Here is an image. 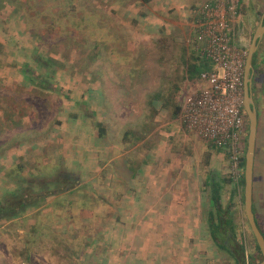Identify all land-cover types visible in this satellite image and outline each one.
Returning <instances> with one entry per match:
<instances>
[{
    "label": "rangeland",
    "instance_id": "1",
    "mask_svg": "<svg viewBox=\"0 0 264 264\" xmlns=\"http://www.w3.org/2000/svg\"><path fill=\"white\" fill-rule=\"evenodd\" d=\"M33 1L0 0V19L20 5L36 49L23 48L22 58L0 59L2 68L13 64L22 70V78L16 82L6 79V72L0 69V157L4 160L0 163L4 166L0 167V197H4L0 202L10 197L30 201L20 215L0 219V264H132L145 259L144 224L139 225V218L116 217L122 212L116 210L114 193L105 196L99 191L102 186L88 184L99 183L98 177L84 182L83 170L93 171L103 163L95 160L96 146L88 144L91 151L84 153L81 132L87 131L91 137L94 132L101 134L104 130L98 120L104 118L107 128L113 122L121 132L134 123L139 135L166 122L174 124L165 131L181 129L183 91L195 87L193 83L199 88L209 86L201 79V71L189 70L190 59L198 52L191 34L195 9L189 11L190 18L182 13L180 25L153 27L149 21L156 12L162 14L153 8L162 2L131 0L135 7L133 11L129 8L128 20L132 19L133 26L128 27L118 25L125 18L103 4L100 7L99 0H36L42 2L38 10ZM241 12L249 52L264 16V0H242ZM258 52L260 64L254 72L252 93L260 102L264 100V37ZM93 96L98 98L93 100ZM144 148L129 154L124 163L133 164ZM102 159L106 161L104 156ZM263 160L264 109L256 145L254 192L262 217ZM228 166V179H233L230 162ZM100 178L104 180L106 175ZM238 183L233 179L230 185ZM110 188L113 186L106 189ZM238 198L239 194L234 198L239 204ZM240 206L244 215L240 237L250 253L254 250L251 228L245 207ZM207 252L216 264L232 263L226 251L211 248Z\"/></svg>",
    "mask_w": 264,
    "mask_h": 264
},
{
    "label": "crops",
    "instance_id": "2",
    "mask_svg": "<svg viewBox=\"0 0 264 264\" xmlns=\"http://www.w3.org/2000/svg\"><path fill=\"white\" fill-rule=\"evenodd\" d=\"M45 1L48 0L42 2ZM149 1H152L151 4L154 3L153 0ZM159 1L163 5L155 4L153 11L160 10L162 14L156 12L155 17L149 21L153 27L170 23L182 24V13L191 15L189 11L192 12L206 0ZM42 2L33 1L36 10L42 8L40 6ZM99 4L100 7L103 4L104 8L117 11L118 15L125 18L118 25L133 26L132 19L128 20L129 8L133 11L135 7L131 0H99ZM18 8L15 7L11 12L4 10L9 15L0 19V49L4 50L0 52V59L22 58L23 48L36 51L32 43V31L25 22L26 18L24 19L26 14L20 12V5ZM168 10L171 12L168 13ZM20 68L21 66L13 64L0 67L6 72V76L4 74L6 79L16 82L22 78ZM89 93L92 95V92ZM97 98L93 96V100ZM102 113L105 117L106 114ZM98 123L104 131L101 134L94 132L93 137L87 136V131L81 132L83 139L81 146L83 151L88 150L84 153L91 151L89 146L87 147L88 144L90 147L96 146L98 155L95 160L99 161L98 163L102 162L103 166L93 171L83 170L82 176L84 182H90L92 178L98 177L99 183L91 181L88 184L102 186L99 191L105 196L107 193H114V200L118 202L116 210L122 212L116 214V217H120V214L127 215L135 217L137 221L140 219V224L138 223L140 226L144 224L147 258L136 259L132 264H216L214 258L207 252L211 248H217L210 236L208 219L210 211L214 209L212 195L217 188H220L222 204L227 205L230 201L229 192L233 186L228 181V163L231 164V161L227 151L211 142L199 139L195 134L193 136V133L180 123L181 129L176 131H165L174 124L166 122L146 135H139L134 123L122 132L116 129L113 122L110 123L111 127L107 128V118L98 120ZM80 128L82 129V126ZM259 131L258 124L257 139ZM139 138L143 140L139 141ZM143 146L144 153L139 151L133 164L124 163L129 154L142 150ZM103 156L106 161L102 159ZM1 160L3 157H0L2 164L4 160L2 162ZM256 163L255 156V166ZM40 164L41 162H38V165ZM111 164L113 168L109 169ZM0 167L4 166L0 165ZM101 175H106V178L101 179ZM111 185L113 189H106ZM254 192L255 185L253 201ZM3 198L1 196L0 201ZM111 210L115 209L111 208ZM141 218H145L146 221L142 223ZM139 225L137 230L140 229Z\"/></svg>",
    "mask_w": 264,
    "mask_h": 264
},
{
    "label": "built area",
    "instance_id": "3",
    "mask_svg": "<svg viewBox=\"0 0 264 264\" xmlns=\"http://www.w3.org/2000/svg\"><path fill=\"white\" fill-rule=\"evenodd\" d=\"M242 0H206L191 17L197 53L215 66L201 72L208 88L190 87L180 98L182 126L227 151L233 179L242 178V144L248 132L244 75L248 49L243 40Z\"/></svg>",
    "mask_w": 264,
    "mask_h": 264
},
{
    "label": "trees",
    "instance_id": "4",
    "mask_svg": "<svg viewBox=\"0 0 264 264\" xmlns=\"http://www.w3.org/2000/svg\"><path fill=\"white\" fill-rule=\"evenodd\" d=\"M143 1L146 2L148 0H143ZM194 53L195 55H193L190 59L191 63L189 70L195 72L211 70V67L209 66L208 62L197 52ZM259 55H260L259 52L255 53L254 55V60H253L254 72L255 71L258 72L257 69L260 64L258 61L260 58ZM201 58H203L204 61H202ZM261 74H264V71ZM178 110H179V106L176 112H178ZM246 118L249 125V119L247 115ZM248 135H249V126H248V132L246 133V136L242 144V158H241V168L243 171L242 178L240 179L238 185L232 188L230 194V201L227 203V205L222 204L221 202L222 196L220 193V188H217V190L212 195L214 209L210 211V215L208 219L210 236L212 238V241L217 246V249L219 251L227 252V254L232 259L231 264H258V260L261 257V252L256 243V239L253 232L249 231L250 239L254 245V250L251 251L250 253L248 252L249 246L247 247V245L243 242L242 237H240L241 223L244 216L241 212L240 204L244 208V185H245L244 170H245V152H246L245 145L248 142V138H247ZM254 170L256 172V166ZM255 172H254V185L256 184L257 181ZM228 181L229 183H231L233 179L230 178L228 179ZM238 194L240 196V198H238L239 204L234 199L238 196ZM29 202L30 201L23 202L21 201V199H17L13 197L4 200L3 203L0 202V219L14 218L20 215L22 213V207L29 205ZM253 208L256 215L257 224L260 230L262 231V233L264 234V217H262V215H260L257 212L255 202ZM229 263L230 262H227V264Z\"/></svg>",
    "mask_w": 264,
    "mask_h": 264
},
{
    "label": "water",
    "instance_id": "5",
    "mask_svg": "<svg viewBox=\"0 0 264 264\" xmlns=\"http://www.w3.org/2000/svg\"><path fill=\"white\" fill-rule=\"evenodd\" d=\"M264 37V16L258 25L251 46L249 48L246 66H245V75H244V109L245 113L249 119V135L247 142V149L245 153V170H244V207L245 214L253 232L256 243L261 252V261L259 264H264V234L260 230L257 221L256 215L254 212V201H253V191H254V168H255V156H256V145H257V134H258V124L259 117L258 111L255 106V101L252 93V84L254 76V55L258 50L259 44Z\"/></svg>",
    "mask_w": 264,
    "mask_h": 264
},
{
    "label": "flooded vegetation",
    "instance_id": "6",
    "mask_svg": "<svg viewBox=\"0 0 264 264\" xmlns=\"http://www.w3.org/2000/svg\"><path fill=\"white\" fill-rule=\"evenodd\" d=\"M242 34H243V40H245V34H246V27L245 26H243L242 27ZM264 54V53H263ZM263 59V58H262ZM253 85H254V83L252 84V90H253ZM262 94V93H261ZM254 101H255V106H256V104H257V101L259 102V100H256V98H254ZM263 102V103H262ZM259 104H260V107H259V105H258V107L256 106V108H257V111H258V117H259V125H260V120H261V115L263 114V109H264V100H260V102H259ZM262 104V105H261ZM261 110V111H260ZM262 112V113H261Z\"/></svg>",
    "mask_w": 264,
    "mask_h": 264
}]
</instances>
